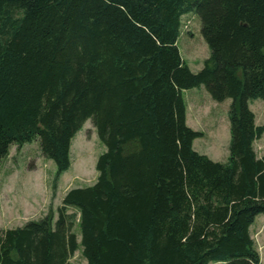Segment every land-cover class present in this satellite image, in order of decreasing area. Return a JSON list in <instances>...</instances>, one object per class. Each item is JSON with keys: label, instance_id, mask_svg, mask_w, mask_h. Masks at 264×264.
<instances>
[{"label": "trees", "instance_id": "1", "mask_svg": "<svg viewBox=\"0 0 264 264\" xmlns=\"http://www.w3.org/2000/svg\"><path fill=\"white\" fill-rule=\"evenodd\" d=\"M191 11L211 49L196 72L177 43ZM203 84L232 99L227 162L194 148L182 91ZM256 99L264 0H0V164L38 138L59 176L88 119L106 146L56 218L0 228V264H73L80 245L87 264H261Z\"/></svg>", "mask_w": 264, "mask_h": 264}, {"label": "rangeland", "instance_id": "2", "mask_svg": "<svg viewBox=\"0 0 264 264\" xmlns=\"http://www.w3.org/2000/svg\"><path fill=\"white\" fill-rule=\"evenodd\" d=\"M181 22L177 43L183 59L196 72L204 66L205 60L211 55V49L202 34V21L198 13L191 11L184 14ZM182 94L187 105L188 125L203 132V136L194 140V148L213 160L227 162L230 156L229 110L232 99L214 100L204 84L184 89ZM249 106L255 113L256 123L264 124V99L250 101ZM254 146L258 156L264 155V134L256 140ZM105 150L106 146L92 119H88L73 138L72 165L59 176L55 161L42 153L38 138L23 145L12 144L9 154L0 164V228L22 226L50 212L56 218L57 209L68 190L96 182L99 175L96 163ZM263 223L264 214H259L254 221V228L259 229ZM75 230L79 234L77 226ZM256 240L261 264H264V226ZM71 262L87 264L82 245L72 256Z\"/></svg>", "mask_w": 264, "mask_h": 264}, {"label": "crops", "instance_id": "3", "mask_svg": "<svg viewBox=\"0 0 264 264\" xmlns=\"http://www.w3.org/2000/svg\"><path fill=\"white\" fill-rule=\"evenodd\" d=\"M258 140V139H257ZM256 142V141H255ZM255 145V143H254ZM256 220V219H255ZM264 226V223L261 225V227L259 229H256L254 228V223L251 225L250 227V230H251V234H252V237L255 239V242H256V245H257V240H256V237L257 235L260 234V232L262 231V227ZM258 248V246H257Z\"/></svg>", "mask_w": 264, "mask_h": 264}]
</instances>
